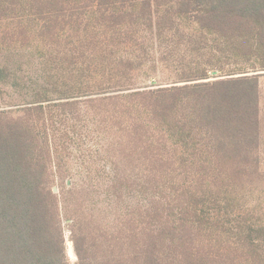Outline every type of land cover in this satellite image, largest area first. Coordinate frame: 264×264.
<instances>
[{
  "label": "trees",
  "instance_id": "trees-1",
  "mask_svg": "<svg viewBox=\"0 0 264 264\" xmlns=\"http://www.w3.org/2000/svg\"><path fill=\"white\" fill-rule=\"evenodd\" d=\"M262 76L264 0H0V264H264Z\"/></svg>",
  "mask_w": 264,
  "mask_h": 264
},
{
  "label": "rangeland",
  "instance_id": "rangeland-1",
  "mask_svg": "<svg viewBox=\"0 0 264 264\" xmlns=\"http://www.w3.org/2000/svg\"><path fill=\"white\" fill-rule=\"evenodd\" d=\"M157 81H165V75L159 74ZM145 78V77H144ZM164 79V80H163ZM139 83H143V86L149 85L150 83L143 82V78L140 79ZM154 83V82H153ZM260 89H261V117H262V126H263V135L260 149V160H261V169L264 173V76L260 78ZM98 139L94 137L87 139L83 144L84 149L88 152V159L90 161H83L80 152L75 150L74 154L76 158L74 161L70 162L71 171L70 175L67 177L66 183L67 186L72 184H78L82 187L84 184H89L93 182L95 186H98L97 189L89 186V192L95 191L90 196L95 198L96 204L93 206V202H87L90 206L92 204L93 208L103 209L106 211H115L116 209H123L125 204L133 205H142L144 204V198H142L135 190H130L123 188V190H116L118 196L114 194V190L111 188L113 180V171L110 161L104 159V154L106 151L98 144ZM98 151H103L101 154H97ZM104 156V157H103ZM58 192V188H56ZM88 193V191H87ZM131 194V195H130ZM89 196V199H90ZM90 201V200H89ZM136 207V206H134ZM70 233L67 231L66 239L68 240ZM69 249L72 248V243L68 242ZM70 261L73 264L76 261L74 255L70 254Z\"/></svg>",
  "mask_w": 264,
  "mask_h": 264
},
{
  "label": "water",
  "instance_id": "water-1",
  "mask_svg": "<svg viewBox=\"0 0 264 264\" xmlns=\"http://www.w3.org/2000/svg\"><path fill=\"white\" fill-rule=\"evenodd\" d=\"M70 254L74 255V249H73V247L70 248Z\"/></svg>",
  "mask_w": 264,
  "mask_h": 264
}]
</instances>
